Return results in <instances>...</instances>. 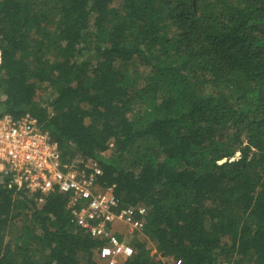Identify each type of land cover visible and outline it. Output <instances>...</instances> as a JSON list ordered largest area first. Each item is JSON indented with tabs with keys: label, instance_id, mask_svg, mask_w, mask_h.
I'll return each mask as SVG.
<instances>
[{
	"label": "trees",
	"instance_id": "obj_1",
	"mask_svg": "<svg viewBox=\"0 0 264 264\" xmlns=\"http://www.w3.org/2000/svg\"><path fill=\"white\" fill-rule=\"evenodd\" d=\"M6 115L146 209L117 264H264V0H0ZM40 198L0 182V264H107Z\"/></svg>",
	"mask_w": 264,
	"mask_h": 264
},
{
	"label": "built area",
	"instance_id": "obj_2",
	"mask_svg": "<svg viewBox=\"0 0 264 264\" xmlns=\"http://www.w3.org/2000/svg\"><path fill=\"white\" fill-rule=\"evenodd\" d=\"M102 175L95 162L79 167L76 162L64 161L58 143L30 115L0 118V182L16 176L30 195L41 196L39 202L55 191L68 195L72 222L104 242L100 259L117 264L133 256V248L119 239V228L130 234L143 233L147 211L122 207L115 186L98 191Z\"/></svg>",
	"mask_w": 264,
	"mask_h": 264
},
{
	"label": "rangeland",
	"instance_id": "obj_3",
	"mask_svg": "<svg viewBox=\"0 0 264 264\" xmlns=\"http://www.w3.org/2000/svg\"><path fill=\"white\" fill-rule=\"evenodd\" d=\"M119 230H120V232H121V234H122V236H127V235H129L130 233H127L123 228H119Z\"/></svg>",
	"mask_w": 264,
	"mask_h": 264
}]
</instances>
